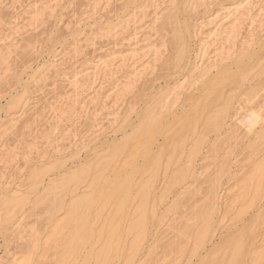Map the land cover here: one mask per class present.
I'll list each match as a JSON object with an SVG mask.
<instances>
[{"label":"rangeland","instance_id":"374dc122","mask_svg":"<svg viewBox=\"0 0 264 264\" xmlns=\"http://www.w3.org/2000/svg\"><path fill=\"white\" fill-rule=\"evenodd\" d=\"M14 1L16 0L0 1V126H3L1 127L3 130L0 129V162L2 163H0V177L3 176V178L1 177L3 181L0 180V198H3L0 199V263L85 264V262L88 261L87 258L89 257V261L86 264H96L93 254L95 253L96 249H98V245L95 244V248L92 247V244L88 246L89 242L86 245L84 244L85 246L81 248L82 250L78 251L79 255H76V257L79 258L78 259L74 256L72 257L67 255L65 250V243L63 240V237L66 236V233L69 232V229L64 226L65 220L62 221V219L64 218L63 215L66 211L65 206H67L70 203V200L75 198V196L77 197L81 195V192H84L86 182L80 183V186L79 184H72L71 182L67 185L69 186L68 190H65L66 187H61L62 189L64 188L65 192L67 191L66 193L64 192V194L62 193L63 191L61 190V188L57 186V184L59 183L56 184L58 188L53 189L54 191L52 189L46 191V188L48 186L51 187L52 185H55L53 184L54 181L57 182L58 179L60 180L63 174L65 175L72 172L74 173L83 165H86L87 163H93L92 160H95V157H97L98 155H108L112 151L111 147H114L117 143H119L123 135L130 132V128L133 127V125L135 126L138 124L139 120L142 118L141 115H143V113H146L145 111H148L150 109L149 106H152L153 101L158 98V94H161V92L162 94L166 93L168 89H172L173 86L178 83V80L180 82L183 81L184 78L186 79L187 76H190L188 71H190L189 69L191 66H189V64H191V61H193L192 57L194 55L193 51L195 48L194 45L196 44V39L192 38L191 36L187 38V44L189 43L188 49L190 53L188 60H190V63H188L189 61L187 60V64L179 62L177 61V59H175V54L179 50V48L177 47L179 46L174 41V28L180 29L181 25L187 22L189 23L187 24L190 25V28H194L195 25H197L198 21H203L202 18L205 16V12L207 13L211 11V14L218 13L221 17L223 16L222 14L224 12H228L226 10H229L228 13L232 14L233 11L239 9V11H236L239 13H233L234 15L232 14V17L228 15L229 18L226 17L227 19H225L224 17L227 14L224 13V15H226L220 18L221 20H226V22L225 20L222 21V25H226V27L227 25H230V22L232 21H234V24L239 25L240 34L237 35L236 40H234L235 47L227 45L226 42H220L218 44L221 45L222 48L221 46L216 44L210 50L213 55L210 54L209 57H211L212 59L215 55H220L219 53L221 52L225 54L228 51L227 49L231 47L232 49H230V51L233 53L235 52V54L229 53L228 56L232 54V57L228 58L227 55H224L226 56L224 57L221 53L220 56H223L222 58L229 60H223L224 62H221V64L223 65H220L219 63L217 64V66L224 67V64H231L230 68L231 70H233V63L234 61H237V59L239 58L238 56L245 51L247 45H245V42L247 41H251L252 44H248V46L250 45V49L249 47H247L246 49H248V51L250 50V52H252V50L254 52L256 51V55L252 58L251 62H248L246 65V70H248V72L245 71L246 73L244 77H240L236 80L238 88L231 83H227V86L225 85L224 88L222 87L223 97L228 99L230 98L229 104L233 106H230V110L228 109L226 111L227 114H224L225 116H223L222 120L219 121V124L216 128L213 129V131L211 127L204 131L202 129L203 125L206 121H209V117L212 113L215 114L220 110L223 102L218 101L210 104L209 107L205 110L206 112L204 111V115L202 114V122H200V124L197 126L198 131L196 130V134L197 132L198 134L196 136H193L194 142L197 139H200L201 141L198 142V146H196L197 151L195 155L192 156L191 159H187L188 156L186 154L188 153V148H191L189 142L190 140L193 142V138H190L189 142L187 143L188 146L185 144V156L180 155V158L182 160L179 158L180 160L172 163L173 161H175L173 159L171 164L167 166L168 168L166 169V172H164V168L160 169V171L158 172L159 177H157L154 186L151 189V193L154 192L155 194H153L156 197L165 192L164 187L167 183L166 177H170L176 171V169H186L190 171L189 174H186L183 177L180 176V178H178L179 181L177 179L176 183L174 185L172 184L169 189L166 190L165 188L167 192H165L162 197L163 201H165L160 202L159 205L157 204L158 206H156V216L150 219V221L148 220L146 224V230L148 232L146 231V235L140 244L141 250L140 252H137L134 262L132 263L222 264V256L223 258L225 254L226 257L228 256V253H225V250L226 252H228V250H224V248L228 245V241L230 240L229 238L235 237L236 234L240 233L241 228L242 230H244V227L246 225H253L257 221V218L262 217V221L259 220L258 223L259 227H261H257L250 232L252 238L249 236L247 240L244 239L247 242L245 241V252L243 251L244 258L241 259L240 264L241 262L242 264H252V262L249 263V261H252L257 256L258 257L256 259H258V261L255 259V261L257 262L255 264H264V199H262L260 202H255V205L249 207L247 205L250 202L249 200H251V193H249L250 195L246 193L245 196L244 194L241 196L240 192V189H242V187L244 188L243 184H248V181L245 178L248 179L247 176H251L252 173H254L255 169L253 168L255 166L257 167L259 163L262 164L261 160L264 157V145L262 146L261 143L257 144V142L256 145H254L253 143L249 144L250 141L248 140L253 141L252 138L255 137L253 134L249 137H244V139L243 137H241L240 139V131L235 132L234 135L230 133L231 136H229L230 134L227 135L229 130H234L233 128L235 124L233 115L234 113H236L238 105L241 107V104L243 105V103L247 100V98L245 97H247L246 94H248L249 90H255L257 86V88H259V86H261V83L264 82V50L263 48L258 49L257 46V42L260 41L257 39L261 38L262 40V38H264V20L262 17V15L264 14V0H206V3L208 2L209 6H201V8L197 7L198 9L196 8L194 10L195 12L192 11V7L190 8V6L187 4H191V0H189V2L188 0H159V4H157L156 8L154 6L152 8L149 7L150 4L148 5V0L147 2L146 0H136L137 2L135 3H133L132 0H103L97 6V8L93 10L94 12L90 11V0ZM12 3L14 7L12 6ZM145 5L147 6V8L145 7ZM188 6L189 10L187 8ZM42 7L44 8L42 9ZM48 9H51V11H48ZM171 9H173V13L174 11H176V13L180 11L176 14V20L178 19L177 22L176 20H174V22L173 20L169 19L170 14L171 16L173 14L172 11H170ZM25 11L28 14H26ZM40 13H44V15H41ZM180 13H182V15ZM127 20H132L135 22V24H133L134 26H131L132 29L130 28V30L125 31L118 26L119 28H116L117 34L115 33V37L114 35L111 37L109 34H107V30H105L106 23L108 24L110 22L116 24L117 22L118 24ZM10 23L14 26L9 25ZM190 28L189 30L192 33L193 29ZM250 35H253L255 37H253L252 39L250 38ZM133 37L134 39H132ZM222 37L223 36L221 35L220 38ZM221 43L224 44V49ZM238 50L240 52L239 55ZM240 50H243V52H241ZM73 51L79 52L74 53ZM131 51H135L137 54L134 53L135 58L133 57L131 59H128L130 57L129 55L132 54ZM54 55L55 59L52 60V57ZM236 57L238 58L236 59ZM98 59H103L102 61L108 60L109 62L112 59L111 65L113 69L111 68L110 70L111 65L109 66V70L111 71V73H107L108 68L107 71L104 68L107 76H109V74L110 76L107 77L106 75H104V77L102 76L104 72H101L102 75H98L96 77L98 79H96V81L94 82L95 84L93 83L92 85L94 89L92 88L90 89V91L86 89L87 87L85 88L87 91L85 90V93L81 97H84L82 100V104H84V106H75L76 109L74 107L73 111H71V113H66L65 116H60L59 112L57 111L56 114H58L53 115L55 111L53 112V110L49 109V107L51 108L55 106L58 109V107L62 104L63 107L61 106L60 111L62 109H65L68 104L66 103L68 101L67 95L70 96V91L68 90L70 88H65L66 85L64 86L63 82V85L60 84L61 81L59 80L63 78V76L71 77L73 73L82 72L87 69L90 70V67L92 70V66L95 64V62L99 61ZM134 60L137 61L135 65L133 63ZM242 60L245 61V63L247 62L246 59ZM4 61L6 62L3 63ZM52 61H55L54 65L56 68L60 67L57 68V74L53 73V69H49V71H45V73L38 76L40 78H38L39 83H35L36 85L34 83L31 84L28 78L30 77L32 72L38 68H41V66L43 67L44 64L45 66H47V63L49 65V63H52ZM108 61L107 65L110 64H108ZM178 64H180V67H178ZM183 64H186L185 66L187 67L182 66ZM121 65H123L124 67H121ZM132 65L137 69L133 68ZM181 66L185 67V69ZM117 67L120 70H118ZM255 67L258 68L254 69ZM132 69H135V72L137 70V72L135 73ZM89 70H87L88 73L91 71ZM143 71L146 73H144ZM138 72L141 74H137ZM214 72H216L215 69H212V71H210L209 74L211 75V77L215 76ZM58 75L60 76V78L58 77ZM42 79H45L44 82ZM104 79L107 81L105 82ZM123 82L126 83L123 85H126L127 87L121 85ZM187 82V88L185 87L186 90L184 89L183 91H181V95L178 96L179 102L177 98V100L175 101L177 105H173L170 109L172 113H170L169 115L164 114L161 117V120H168V123H173L172 120L176 119L177 116L179 117L180 114L178 113H180L183 105L184 107L182 110H185L191 105L189 102L193 104V102L196 101L200 92L197 91L199 90V86L196 84V88L192 89V86L188 85L191 82L190 79L189 81L187 80ZM189 86L191 87V89H188ZM22 90H26V92L28 93H26L27 96H24L25 99H22L19 106L15 103L19 107L18 110V107L16 108V105L13 104V102L18 99V96H20V94L23 92ZM189 95L190 99L188 98ZM191 95L192 98L195 99H192ZM15 97H17V99ZM153 98L154 100H152ZM172 99L174 100V98ZM170 100L171 99H169V101ZM231 100L233 101V103ZM257 100H255L256 102L254 101V105H258V102L260 103L259 106L263 105L260 102V98H257ZM25 103V107H27L25 108L24 115L17 119V122L15 121L16 124L12 123L7 125L6 122L10 118V116H18L20 114V111L24 108ZM55 107L54 109H56ZM231 107L233 109H231ZM263 108L264 107H262V109ZM49 110H51L50 113ZM171 114L173 115V117H176L171 118ZM52 116L56 118L53 119ZM57 117L59 118V120ZM61 119H63V121ZM60 120L62 122H60ZM126 120H130L129 124H132L130 125V128L129 125H125L124 122ZM2 121L3 123H1ZM54 123H58L60 125L56 126L57 124L55 125ZM210 124H213V122H211ZM10 125L15 126L12 128ZM117 126L119 127L117 128ZM123 126H125V128ZM49 127L57 128L56 130H54L55 132L53 131V133L52 128L50 129ZM262 128L263 131L264 121L262 124ZM42 130L44 131L42 132ZM64 131H70L69 137V133H66ZM59 132H64L65 135H63V137L65 138V136H67L68 138H66L68 140H64V138L61 136V133ZM72 133H74V136L72 135ZM55 134H57L56 137ZM92 134L94 135L93 137ZM199 134L201 136L203 135L204 138ZM34 135H36L37 137ZM44 136L45 138H48L49 136V138L45 141V138L43 140ZM59 136L61 137V139ZM236 136L239 139H237ZM31 137H35L34 139L36 140V145L32 141L33 139ZM72 137L75 138L73 139ZM54 139H56L57 142H55ZM103 142H105V144ZM157 142L161 143V138H157L156 141V145H159L157 144ZM192 142L191 144L194 143ZM107 147L111 151H109ZM61 150L63 151L61 152ZM258 151H260L261 154L260 152L258 154ZM254 154L256 155L254 156ZM55 159L59 160L60 162L57 163ZM165 160L166 159L164 158L162 167L165 166L164 163L166 164ZM50 161L52 162V164ZM61 163L63 165H61L59 169L57 165H60ZM43 164L44 168H41L43 167ZM55 164L57 165L55 166ZM37 167L39 169H37ZM35 169L37 170V172L40 170L39 173H44L45 175L40 174L36 178H34L33 172L36 171ZM46 170H48V173H46ZM249 170H252V172ZM170 171H173L171 172L172 174L170 173ZM248 171L251 172L250 175ZM107 173V176H110L111 172ZM74 184L78 186L76 187ZM19 185H21L22 188L19 187ZM73 185L76 187L75 189ZM13 186H16V189ZM17 187H19L20 189ZM35 187L36 191L33 190L32 192V190H28L32 188L35 189ZM154 188H156V190ZM153 189L154 191H152ZM44 190L45 192L43 193ZM15 192H17L18 194ZM19 192H21L22 194L24 193V196L22 195V197L24 198L26 196L25 200L29 198L26 200L27 202H24V205L14 207L13 205H11V207L10 205L8 207L3 206L4 202H2V200L8 201V199L13 197V194L14 197H17V195L21 196V193L19 194ZM64 195L67 197H65ZM246 195H249V197H247V199L249 198L248 200L246 199ZM12 199L13 198H11V200ZM51 199H53L54 201ZM151 199H149L150 202ZM51 201L53 203L55 201L56 203L60 201L62 203L60 206L63 208V210L58 207L59 205L57 206L58 208L51 209L50 207H52L53 205ZM244 206H247L248 208ZM9 207L10 209L8 210ZM242 207H244V211L242 210ZM239 208L242 210L241 212ZM48 210H50L51 212ZM101 212L103 215L107 213L106 209L101 210ZM253 214L255 215L254 221L250 218L252 216V219H254ZM7 215H12V223L10 222V224L3 222V219L6 218ZM160 215L162 216L161 220L159 218ZM236 215L238 217H236ZM205 218H207V220L210 222L208 223V227L210 228V226L212 225L211 229L205 227L208 232L202 229L203 224L205 225ZM15 221L18 224L15 223ZM148 223L152 227H150ZM96 226L98 227V225ZM200 226L202 227L199 229ZM198 229L200 231L203 230V232L201 231V233H198ZM234 231H236V233ZM5 237L8 239H6ZM199 238H202L204 242L199 243L202 241ZM127 240L130 241L131 237H128ZM90 246L92 247L93 251L95 250L94 252L90 249ZM85 249L88 250L86 251ZM247 252L249 255L247 254ZM222 253H224V255H222ZM90 254L92 255V257ZM84 256L86 257L85 260L82 259V257L84 258ZM121 261L122 264H124L123 259H121L120 262L116 261L114 264H121Z\"/></svg>","mask_w":264,"mask_h":264},{"label":"bare ground","instance_id":"6f19581e","mask_svg":"<svg viewBox=\"0 0 264 264\" xmlns=\"http://www.w3.org/2000/svg\"><path fill=\"white\" fill-rule=\"evenodd\" d=\"M1 1V0H0ZM103 0H90L89 2H91V5L90 8H91V12H94L93 10H95L97 8V6L102 2ZM159 0H148V5L150 4L149 7H155L157 6ZM191 1H194V0H191ZM191 4L187 3L190 8L192 7V11H194L197 7L198 8H201V6H209V3L207 2L206 3V0H196L194 2H191ZM14 2H17L14 1ZM133 3L137 2L136 0H132ZM147 2V0H146ZM189 2V0H188ZM262 2V1H260ZM259 2V3H260ZM19 3V2H18ZM132 3V4H133ZM17 4V3H16ZM145 4V3H144ZM164 4V3H163ZM182 4V3H181ZM250 4V3H249ZM35 5V4H34ZM38 5V4H37ZM234 5V4H233ZM12 6H13V3H12ZM143 6V5H142ZM189 6L187 7L188 10H189ZM14 7V6H13ZM145 7L147 8V6L145 5ZM144 7V8H145ZM181 7V6H180ZM184 7V6H183ZM211 7V6H210ZM229 7V6H228ZM232 7V6H231ZM246 7V6H244ZM252 7V6H251ZM33 8V7H32ZM36 8V7H35ZM44 7H42L43 9ZM50 8V7H48ZM186 8V9H187ZM197 8V9H198ZM14 9V8H13ZM178 9V8H177ZM15 10V9H14ZM37 10V9H36ZM173 9H171L170 11H172ZM210 10V9H209ZM12 11V10H11ZM35 11V10H34ZM48 11H51V9ZM182 11V10H181ZM222 11V10H220ZM229 12V10H226ZM236 11H239V9H237ZM236 11H233V13H239V12H236ZM251 11V10H250ZM38 12V11H37ZM35 12V13H37ZM40 12V11H39ZM46 12V11H44ZM180 12V11H178ZM177 12V13H178ZM189 12V11H187ZM195 12V11H194ZM211 11L209 12H205V16L202 18L203 21L201 22H197V25H195L194 28H190V25H188L187 23H183L180 27V29H176L174 28L173 30V36H174V41L176 42V44H178L179 47V50L176 52V58L177 61L179 62H183V63H186L187 64V61H189L188 63H190V60L189 59V43L187 44V38L189 36H191L192 38L196 39V44L194 45L195 48H194V51H193V61H191V64H189L190 71L189 72V77L185 76L186 79L184 78L183 81H180L179 80L177 81L178 83L175 84V86H173L172 89H168V91H166V93H163L161 92V94H158V98L156 100H154V98L152 100L153 101V104L152 106L150 105V109L148 111H145L146 113H143V115H141V119L139 120L138 124L137 125H133V127L130 128V125L132 124H129L130 120L129 121H125V125H129V128H130V132L127 133V134H124L122 139L120 140L119 143H117L114 147H111L112 151L109 150V148L107 147V149L109 151H111L108 155H98L96 154L97 157H95V160H92L93 163H87L86 165H83L82 167H80L76 172H72V173H68V174H63V176H61V179L57 182L54 181L53 184L55 185H52L51 187L50 186H46V191L47 190H50V189H57L58 187L61 188V187H66L65 190L67 189L68 190V187L67 186L69 183L72 182L75 183V184H79L80 186V183H84L86 182V187L84 189V192H81V195L79 196H75V198H73L72 200H70V203L65 206L66 207V211L64 213V218L62 216V221L65 220L64 222V226L66 228L69 229V232L66 233L63 238L64 240V243H65V250H66V253L67 255L69 256H74L76 257V255L78 254V251L82 250L81 248H83L86 244H88V246L90 244H92L93 246L92 247H95L96 245H98V249H96L95 253L93 254L94 256V261L96 262V264H114L116 261L120 262L121 259H123V263L124 264H134L132 262H134V259H135V256L137 254V252H140V244L141 242L143 241L145 235H146V224L148 222V220L150 221V219L154 218L156 216V206L159 205L160 202L163 201V194H165V192H167L166 190L169 189V187H171V185L175 184L177 179L181 177H183L184 175L186 174H189L190 171L189 170H184V169H176V171L172 174L171 172L173 171H170V173L172 174L170 177H166L167 178V183L165 184V187H164V193L161 194L160 196L156 197L154 194V192L151 193V189L152 187L154 186V183L157 179L158 176V172L160 171V169H163L164 168V172H166V169L168 168L167 166L171 164L172 160L174 159L175 161H173L172 163L174 162H177L178 160H180V155H184L185 156V153H184V148H185V144L187 145V143L189 142L190 138H193V136L197 135L196 134V130H197V126L200 124L201 119H202V114L204 113V111L209 107L210 104L212 103H215V102H218V101H222L223 102V105L222 107H220V110L217 111V113H212L209 117V121H206L203 125V130H207L209 127L212 128V131L214 128L217 127V125L219 124V121L222 120L223 116H225L224 114L226 113V111L230 108V106H233V105H230V98H224L223 95H222V87L224 88V86L226 85L227 86V83H231L233 84L234 86H236L238 88V84L236 83V80L239 79L240 77L243 78L244 75H245V71L248 72V70H246V65L248 62H251L252 58L255 57L256 55V51L254 52L252 50V52H250V50L248 51V49H246L247 47H249L250 49V45L252 44L251 41H247L245 42V45H246V48H245V51L243 52V50L241 52L240 55H239V50H238V57H236L237 61H234L233 65H234V69L231 70L230 68V65H227V64H224L225 66H229V67H223V66H220L218 67L217 64L220 63V65H223L221 64V62L223 60H229V59H224L222 58L224 55H227V57H232L229 53H233L230 51V49H232L231 47H229V49H227L228 51L224 54L223 52H221L223 54V56H220L221 53H219L220 55L218 56H214L212 59L211 57H209L210 54L213 55V53L210 52L211 48L214 47L216 44L222 42H226L227 45H231L232 47L234 46L235 47V41L236 40V37L237 35L240 34V27L239 25H236L234 24V21L230 22V25H222V21H224L225 19L229 18L228 15H230V17H232L233 15L228 13V12H224L226 13L224 15V13L222 14L223 16L221 17H224L225 19L224 20H221L220 16L218 13H213L211 14L210 13ZM26 13V11H25ZM50 13V12H48ZM171 13V12H169ZM168 13V14H169ZM173 13V11H172ZM176 11H174V13L170 14L169 16V19L170 20H176ZM28 14V13H26ZM41 15L44 13H40ZM159 14V13H158ZM182 15V13H180ZM204 14V13H203ZM36 15V14H35ZM39 15V14H38ZM32 16V15H31ZM123 16V15H122ZM203 16V15H202ZM236 16V15H235ZM36 17V16H35ZM141 17V16H140ZM179 17V16H178ZM177 17V18H178ZM188 17V16H187ZM191 17V16H190ZM227 17V18H226ZM263 17V20H264V14L262 15ZM33 18V17H32ZM37 18V17H36ZM159 18V17H158ZM168 18V17H167ZM165 18V19H167ZM184 18V17H183ZM168 19V20H169ZM186 19V18H185ZM223 19V18H222ZM234 19V18H232ZM236 19V18H235ZM87 20V19H85ZM169 20V21H170ZM178 20V19H177ZM176 20V22H177ZM187 21V20H186ZM242 21V20H241ZM109 22V21H108ZM134 21L132 20H127V21H123L122 23H118L116 22V24H113V23H106L105 25V30H107V34H109L111 37L114 35L117 34L116 33V28L118 29L119 27L125 31H128L130 30L131 26L134 23H132ZM175 22V21H174ZM185 22V20H184ZM226 22V20H225ZM262 22V21H261ZM96 24V23H95ZM9 25H13V24H9ZM150 25V24H149ZM174 25V24H173ZM14 26V25H13ZM11 26V27H13ZM17 26V25H16ZM119 26V27H118ZM134 26V25H133ZM132 26V27H133ZM175 26V25H174ZM179 26V24H178ZM103 27V26H102ZM173 28V27H172ZM190 29H193L192 33L190 32ZM132 29V28H131ZM82 31V30H81ZM121 31V30H120ZM264 31V30H263ZM239 32V33H238ZM262 32V31H261ZM260 32V33H261ZM116 33V34H115ZM121 34V33H120ZM137 34V33H136ZM249 34V33H248ZM253 34V33H252ZM223 36L222 38H220V36ZM264 35V34H263ZM253 37L255 36H251L250 35V38L253 39ZM262 37V36H261ZM173 38V37H172ZM258 38V37H257ZM134 39V37L132 38ZM138 39V38H137ZM190 40V38H189ZM192 40V39H191ZM250 40V39H249ZM257 40H260L259 42H257V46H258V49H262L264 50V38H258ZM30 41V40H29ZM131 41V40H130ZM230 43H229V42ZM137 42V41H136ZM174 42V43H175ZM195 42V41H194ZM193 42V43H194ZM254 42V41H253ZM192 43V44H193ZM221 43V44H222ZM237 43V42H236ZM116 44V43H115ZM175 44V45H176ZM191 44V43H190ZM248 44H250L248 46ZM256 44V43H255ZM147 45V44H146ZM174 45V44H173ZM219 45V44H218ZM223 45V49H224V44ZM226 45V44H225ZM12 46V45H11ZM74 46V45H73ZM221 46V45H219ZM33 47V46H32ZM70 47V46H69ZM75 47V46H74ZM136 47V46H135ZM175 47V46H174ZM254 47V46H253ZM9 48V47H8ZM80 48V47H79ZM222 48V46H221ZM64 49V48H63ZM175 49V48H174ZM215 49V48H214ZM222 49V51H223ZM65 50V49H64ZM79 50V49H77ZM141 50V49H140ZM217 50V49H215ZM214 50V51H215ZM136 51V50H135ZM132 52V54H137L136 52ZM138 51V50H137ZM142 51V50H141ZM218 51V50H217ZM230 51V52H229ZM236 51V50H235ZM74 53H77L79 51H73ZM191 52V51H190ZM65 53V52H64ZM139 53V52H138ZM192 53V52H191ZM215 53V52H214ZM131 54V53H130ZM129 55L130 57L128 59H131V58H135V54L134 55ZM235 54V52L233 53ZM64 55V54H63ZM67 55V54H66ZM76 55V54H75ZM78 55V54H77ZM171 55V54H170ZM237 55V53H236ZM69 56V55H68ZM109 56V55H108ZM244 57V58H241V57ZM67 57V56H65ZM70 57V56H69ZM175 57V56H174ZM226 57V56H224ZM64 58V56H63ZM55 59V55L52 57V60ZM71 59V58H70ZM242 59H246V63L245 61H243ZM8 60V59H6ZM59 60V59H58ZM69 60V59H68ZM67 60V61H68ZM99 61L98 62H95V64L92 66V70H91V67H90V72L88 73L87 70H84L82 72H78V73H73V75L71 77H66V76H63V78H61L59 81L60 84H62V82L64 83V86L66 85L65 88H70L68 89L70 91V96L67 95V99L68 101L66 103L67 104V107L65 109H62L60 111V108L62 106V104L58 107H54L56 109H54V107H49V109L53 110V115L56 114V111L59 112L60 116L64 115L66 113H71V111H73L74 107L75 106H80V105H83L82 104V100L83 98L82 95L85 93V90H90L93 88V83L96 81V78L98 75H102L101 72L103 73L102 76L106 75L107 76V73L110 72L111 73V68H112V59L111 61L109 62L108 60V64L107 65V61H102L103 59H98ZM187 60V61H186ZM62 61V60H61ZM97 61V60H96ZM175 61V60H173ZM6 61H4L3 63H5ZM75 62V61H74ZM129 62V61H128ZM137 61L134 60V65L136 64ZM224 62V61H223ZM253 62V61H252ZM2 63V64H3ZM55 61H52V63H48L46 64L47 66H44L41 68H38L36 69L35 71L32 72V74L30 75V77L28 78L29 82L32 84V83H39V77L41 74L45 73V71H49V69H53V73H56L57 74V71L58 69L57 68H60V67H55L54 65ZM87 63V62H86ZM94 63V62H93ZM132 63V62H131ZM185 64V65H186ZM259 64V63H258ZM59 65V64H57ZM91 65V63H90ZM111 65L110 67V70H109V66ZM176 65H177V62H176ZM184 64L182 66H185ZM232 65V67H233ZM257 65V64H256ZM62 66V65H60ZM123 65H121L122 67ZM133 66V65H132ZM181 66V67H182ZM188 66V67H189ZM89 67V66H88ZM120 67V66H119ZM120 67V68H121ZM124 67V66H123ZM178 67H180V64H178ZM187 67V66H185ZM185 67H182L185 69ZM104 68L106 69L107 71V68H108V71L107 73L104 71ZM133 68H135L133 66ZM149 68V67H148ZM174 68H175V65H174ZM181 68V69H182ZM230 68V69H229ZM258 68V67H257ZM256 67L254 69H257ZM262 68V67H261ZM113 69V68H112ZM118 69V67H117ZM137 69V68H135ZM134 69V70H135ZM212 69H215L216 72L215 73V76H212L209 74L210 71H212ZM253 69V70H254ZM120 70V69H118ZM133 70V69H132ZM133 70V71H134ZM145 70V69H144ZM31 71V70H30ZM150 71V69H149ZM185 71V70H184ZM252 71V70H251ZM260 71V70H259ZM258 71V72H259ZM264 71V70H263ZM84 72V73H83ZM118 72V71H117ZM135 72V71H134ZM137 72V70H136ZM135 72V73H136ZM142 72V71H141ZM144 72V71H143ZM175 72V71H174ZM181 72V70H180ZM187 72V73H188ZM146 73V72H144ZM255 73V72H254ZM262 73V72H261ZM260 73V74H261ZM115 74V72H114ZM134 74V73H133ZM132 74V75H133ZM137 74H141V73H137ZM249 74V73H248ZM257 74V73H256ZM70 75V74H69ZM113 75V73H112ZM136 75V74H135ZM145 75V74H143ZM174 75V74H173ZM184 75V74H183ZM247 75V74H246ZM262 75V74H261ZM44 76V75H43ZM110 76V74H109ZM107 76V77H109ZM177 76V75H176ZM248 76V75H247ZM264 76V75H263ZM47 77V76H46ZM49 77V76H48ZM58 77L60 78V76L58 75ZM105 77V76H104ZM125 77V76H124ZM246 77V76H245ZM39 78V79H38ZM123 78V77H122ZM133 78V77H132ZM137 78H140V77H137ZM183 78V77H182ZM107 79V78H105ZM104 79V80H105ZM130 79V78H129ZM135 79V77H134ZM175 79V78H174ZM190 79V86H192V89L193 88H196L195 86H199V90L197 91H200L199 94H198V97L196 99V101L193 102V104L191 102H189L190 106L188 108H184L185 110H182L181 109V106H180V114L179 117L175 116L176 119H170L173 121V123H168V120H164L163 119L161 120V117L165 114L169 115L170 113H172V111L170 110L171 107L173 105H177L176 104V100L178 98L181 91H183L185 89V87L187 88V80L189 81ZM252 79V78H251ZM254 79V78H253ZM43 82L45 79H42ZM128 80V78H127ZM176 80V79H175ZM174 80V81H175ZM58 81V80H57ZM107 80H105L106 82ZM130 81V80H129ZM19 82V81H18ZM126 82V81H125ZM128 82V81H127ZM135 82V81H134ZM258 82V81H257ZM256 82V83H257ZM260 82V81H259ZM26 83V82H25ZM103 83V82H102ZM101 83V84H102ZM119 83V81H118ZM117 83V84H118ZM138 83V82H137ZM149 83V82H148ZM189 83V82H187ZM95 84V83H94ZM100 84V85H101ZM123 84H126V83H122L121 85ZM135 84V83H134ZM168 84V83H167ZM186 84V85H185ZM197 84V85H196ZM16 85V83H15ZM19 85V83H18ZM36 85V84H35ZM63 85V84H62ZM240 85V84H239ZM4 86V85H3ZM61 86V85H60ZM124 87L126 85H123ZM166 86V85H165ZM189 86L188 89H191V87ZM52 87V86H51ZM54 87V85H53ZM87 87V88H86ZM95 87V86H94ZM122 87V86H121ZM127 87V86H126ZM130 87V86H129ZM258 87V86H257ZM255 90L251 89L252 91H248V94L247 97V100L243 103V105L241 104V107L238 105V108L236 110V113H234L233 117H234V130H229L228 134L229 135L230 133H232V135L235 134V132L237 131H240V139L241 137H249L251 136L252 134L255 136L252 140H248L250 141L249 144H254L256 145V142L257 144L258 143H261V145L263 146L264 145V130L262 131V124H263V121H264V116H263V109L262 107H264V82L261 83V86H259V88H257ZM31 88V87H30ZM34 88V87H33ZM86 88V89H85ZM100 88V87H99ZM117 88V87H116ZM115 88V89H116ZM94 89V88H93ZM122 89V88H121ZM198 89V88H197ZM86 90V91H87ZM186 90V89H185ZM195 90V89H194ZM23 91V90H22ZM20 91V92H22ZM51 91V90H50ZM68 91V92H69ZM91 91V90H90ZM97 91V90H96ZM125 91V89H124ZM190 91V90H189ZM193 91V90H191ZM235 91V90H234ZM55 92V91H54ZM53 92V93H54ZM120 92V91H119ZM246 92V91H245ZM17 93V92H16ZM26 90H24L20 96H18V99L17 97H15L17 100H15L13 102V104H19L21 103L22 99H25L24 96L26 95ZM91 93V92H90ZM186 93V92H185ZM67 94V93H66ZM194 94V93H193ZM93 95V94H92ZM27 96V95H26ZM10 97V96H9ZM157 97V96H156ZM196 97V96H195ZM239 97V96H238ZM249 97V98H248ZM12 98V96H11ZM174 98V100L172 99ZM176 98V99H175ZM190 99V95L188 97ZM191 98H192V95H191ZM257 98L261 99L260 102L263 104V105H260L259 106V102H258V105H254V101L257 100ZM60 99V98H59ZM169 99H171L169 101ZM192 99H195V98H192ZM191 99V100H192ZM242 99V98H241ZM10 100V99H9ZM151 100V99H150ZM17 101V102H16ZM29 101V100H28ZM193 101V100H192ZM232 101V100H231ZM234 101V99H233ZM232 101V103H233ZM258 101V100H257ZM8 102V101H7ZM26 102V101H25ZM93 102V101H92ZM178 102H179V98H178ZM177 102V103H178ZM182 102V101H181ZM256 102V101H255ZM12 103V101H11ZM28 103V102H27ZM55 103V102H54ZM175 103V104H174ZM15 104V105H16ZM59 104V103H58ZM188 104V103H187ZM11 105V104H10ZM26 103L24 104V108L20 111V114L16 117H11L7 120L6 124H14L15 121L17 119H19L20 117H22L24 115V111H25V107ZM16 105V108L18 107ZM50 106V105H49ZM217 106V105H216ZM15 107V106H14ZM32 107V106H31ZM36 107V106H35ZM63 107V106H62ZM13 108V106H12ZM15 108V109H16ZM68 108V109H67ZM21 109V108H20ZM76 109V107H75ZM83 109V108H82ZM86 109V108H85ZM176 109V108H175ZM179 109V110H180ZM231 109H233L231 107ZM1 110V109H0ZM14 110V108H13ZM18 110H19V107H18ZM27 110V109H26ZM51 110H49V113L51 112ZM230 110V109H229ZM29 111V110H28ZM88 111V110H87ZM232 111V110H231ZM262 111V112H261ZM83 112V111H82ZM137 112V111H136ZM144 112V111H143ZM177 112V111H176ZM206 112V111H205ZM174 113V111H173ZM208 113V112H207ZM263 113V114H262ZM58 114V113H57ZM56 114V115H57ZM80 114V113H79ZM140 114V113H139ZM227 114V113H226ZM33 115V114H32ZM172 115V114H171ZM176 115V114H175ZM204 115V114H203ZM29 116V115H28ZM59 116V117H60ZM81 116V115H79ZM140 116V115H138ZM137 116V117H138ZM6 117V116H5ZM53 117V116H52ZM51 117V118H52ZM165 117V116H164ZM173 117V115L171 116V118ZM173 117V118H175ZM207 117V116H206ZM4 118V117H3ZM56 118V117H55ZM53 117V119H55ZM58 118V117H57ZM61 118V117H60ZM81 118V117H79ZM83 118V117H82ZM168 118V117H167ZM64 119V117H63ZM63 119H61L63 121ZM49 120V119H48ZM59 120V118H58ZM60 120V122H62ZM81 120V119H80ZM79 120V121H80ZM27 121H28V118H27ZM26 121V122H27ZM52 121V120H51ZM54 121V120H53ZM57 121V120H56ZM17 122V121H16ZM47 122V121H46ZM50 122V121H49ZM58 122V123H60ZM72 122V121H71ZM74 122V121H73ZM211 122H213V124H210ZM3 123V121L1 122ZM58 123H54L56 126L60 125ZM16 124V123H15ZM77 124V122H76ZM121 124V123H120ZM48 125V124H47ZM75 125V124H74ZM12 128L15 126V125H10ZM50 126V124H49ZM223 126V125H222ZM232 126V125H231ZM1 127L3 126H0V129H2ZM47 127V126H45ZM119 126H117L118 128ZM125 128V126H123ZM11 128V129H12ZM36 128V127H35ZM50 128V127H49ZM52 128V127H51ZM50 128V129H51ZM57 127H54L52 128V132L54 130H56ZM73 128V127H72ZM71 128V129H72ZM77 128V127H76ZM94 128V126H93ZM259 128V129H257ZM10 129V130H11ZM43 129V128H42ZM45 129V128H44ZM75 129V128H74ZM99 129V128H98ZM3 130V129H2ZM77 130V129H76ZM75 130V131H76ZM116 130V129H115ZM118 130V129H117ZM260 130V131H259ZM44 130H42L43 132ZM46 131V130H45ZM71 131V130H70ZM70 131H64V132H68V137L70 135ZM114 131V130H113ZM198 131V130H197ZM39 132V131H38ZM55 132V131H54ZM53 132V133H54ZM62 132V133H64ZM74 132V131H73ZM258 132V133H256ZM1 133V132H0ZM52 133V134H53ZM58 133V132H57ZM61 133V132H59ZM61 133V136L63 137L64 134ZM78 133V132H77ZM201 133H202V130H201ZM200 133V134H201ZM48 134V133H46ZM74 133H72L73 135ZM97 134V132H96ZM199 134V135H200ZM239 134V133H238ZM237 134V136H238ZM1 135V134H0ZM41 135V134H39ZM38 135V136H39ZM44 135V134H43ZM50 135V133H49ZM57 134H55V137H56ZM60 135V134H59ZM71 135V136H72ZM198 135V136H199ZM205 135V133H204ZM30 136V135H29ZM36 136V135H34ZM54 136V135H53ZM74 136V135H73ZM94 135L92 134V137ZM201 136V135H200ZM231 136V134L229 135ZM236 136V137H237ZM37 137V136H36ZM42 137V136H41ZM60 137V136H59ZM67 136H65L64 140L67 139L66 138ZM203 137V135L201 136ZM200 137V138H201ZM23 138V137H22ZM33 140V142L35 143L36 140L34 139L35 137H31ZM45 136L43 137V140H44ZM49 138V136H48ZM47 137L45 138V141L48 139ZM51 138V137H50ZM73 138V137H72ZM75 138V137H74ZM73 138V139H74ZM157 138H161V143L157 142V144L159 145H156V141H157ZM204 138V137H203ZM251 138V137H250ZM36 139H39V138H36ZM61 139V137H60ZM58 139V140H60ZM115 139V138H114ZM196 139V137H195ZM237 139H239L237 137ZM55 142L56 139H54ZM68 140V139H67ZM72 140V139H71ZM98 140V139H97ZM117 140V139H116ZM203 140V139H202ZM40 141V140H38ZM63 141V140H62ZM70 141V139H69ZM77 141V140H76ZM54 142V143H55ZM67 142V141H66ZM92 142V141H91ZM116 142V141H115ZM191 140H190V145H191V148H188V153L186 154L188 157L187 159H191L192 156L195 155L196 151H197V147L198 146V142H201L200 139H197L195 142H194V138H193V144H191ZM203 142V141H202ZM49 143V142H48ZM62 143V142H61ZM105 144V142H103ZM97 144V143H96ZM248 144V145H249ZM36 145V143H35ZM260 145V144H259ZM260 145V146H261ZM57 146V145H56ZM72 146V145H71ZM113 146V145H111ZM188 146V145H187ZM35 147V146H34ZM258 147V146H257ZM264 147V146H263ZM96 148V147H95ZM54 149V148H52ZM190 149V150H189ZM264 149V148H263ZM47 150V149H46ZM49 150V149H48ZM187 150V149H186ZM63 150H61L62 152ZM57 152V151H56ZM107 152V151H106ZM186 152V151H185ZM255 152V151H254ZM260 151H258L257 153L259 154ZM264 152V151H263ZM50 153V152H49ZM60 153V152H59ZM78 153V152H77ZM101 153V152H99ZM98 153V154H99ZM46 154V153H45ZM261 154V152H260ZM198 155V154H197ZM256 154H254L255 156ZM3 156V155H2ZM51 156V155H50ZM93 156V154H92ZM200 156V155H199ZM56 157V156H55ZM53 158V157H51ZM66 158V157H65ZM69 158V157H68ZM67 158V159H68ZM72 158V157H71ZM89 158V157H88ZM166 159V164L164 163L165 166L162 167V163H163V159ZM178 158V159H177ZM180 158V159H179ZM87 159V158H86ZM252 159V158H251ZM254 159V158H253ZM262 159V158H260ZM56 160V159H55ZM75 160V158H74ZM79 160V159H78ZM182 160V159H181ZM255 160V159H254ZM264 157L263 159L261 160V163L260 164L259 162V165L256 167H254L253 169L254 170V173H252L251 176H246L248 177L245 178L247 181L248 184H243L244 188L242 187V189H240L241 191V196L246 193H251V200H249V204L247 206L249 207H252L253 205H255L257 202H260L262 199H264ZM2 161V160H1ZM5 161V160H4ZM27 161V160H26ZM259 161V160H258ZM51 162V161H50ZM57 163H59L60 161L59 160H56ZM55 162V163H56ZM86 162V161H84ZM188 162V161H187ZM1 163V162H0ZM54 163V162H53ZM63 163V162H62ZM55 164V166L57 165V167L60 169L61 165L63 164ZM79 163V162H78ZM83 163V162H82ZM2 164V163H1ZM52 164V162H51ZM178 164V163H177ZM180 164V163H179ZM186 164V163H185ZM79 165V164H78ZM92 165V166H91ZM49 166V165H48ZM54 166V165H53ZM66 166V165H65ZM81 166V165H80ZM180 166V165H179ZM39 167V166H38ZM37 167V169H39ZM50 167V166H49ZM162 167V168H161ZM41 168H44V164H43V167ZM54 168V167H53ZM182 168V167H180ZM185 168V167H184ZM47 169V168H46ZM55 169V168H54ZM63 169V168H61ZM34 170V169H33ZM36 170V169H35ZM40 171V170H39ZM39 171L37 172V170L35 172H33V176L34 178H36L38 175H42L44 173H39ZM48 173V170H46ZM49 171H50V168H49ZM57 171V170H55ZM252 172V170H249ZM249 175L251 174V172H249ZM45 172V171H43ZM107 172H111L110 176L108 175L107 176ZM162 172V171H161ZM247 173V172H246ZM1 174V173H0ZM60 174V173H59ZM4 175V174H3ZM45 175V174H44ZM165 175V174H164ZM32 176V175H31ZM32 176V177H33ZM192 176V174H191ZM3 178V176H1ZM0 177V178H1ZM6 177V176H5ZM41 177V176H40ZM186 177V176H185ZM2 178L0 180H2ZM20 178V177H19ZM49 178V177H48ZM60 178V177H59ZM164 179V178H163ZM185 179V178H184ZM42 180V179H40ZM3 181V180H2ZM166 181V180H165ZM179 181V179H178ZM245 181V180H243ZM242 181V182H243ZM1 183V182H0ZM37 183V182H36ZM59 183V184H57ZM7 184V183H6ZM57 184V186H56ZM74 184V185H75ZM9 185V184H8ZM11 185V184H10ZM73 185V186H74ZM82 185V184H81ZM18 186V185H17ZM33 186V185H32ZM31 186V187H32ZM76 187L78 185H75ZM74 186V189L76 188ZM14 187V186H13ZM12 187V188H13ZM16 187V186H15ZM14 187V188H15ZM19 187H21V185H19ZM17 187V188H19ZM11 188V187H10ZM22 188V187H21ZM79 188V187H78ZM166 188V190H165ZM2 189V188H1ZM16 189V188H15ZM20 189V188H19ZM156 190V188H154ZM154 189L152 191H154ZM28 190H35L36 191V187L35 189L32 188V189H28ZM61 190L63 191H60L64 194L65 190L64 188ZM73 190V189H72ZM70 190V191H72ZM1 191V190H0ZM9 191V190H8ZM24 191V190H23ZM34 191V193H35ZM54 191V190H53ZM77 191V190H75ZM79 191V190H78ZM169 191V190H168ZM13 192V191H12ZM10 192V193H12ZM26 192V190H25ZM40 192V191H39ZM38 192V193H39ZM45 192V190L43 191V193ZM67 192V191H66ZM65 192V193H66ZM74 192V191H73ZM17 193V192H15ZM21 192H19L20 194ZM59 193V192H58ZM72 193V192H71ZM69 193V194H71ZM154 193V194H153ZM161 193V192H160ZM2 194V193H1ZM18 194V193H17ZM33 194V193H32ZM37 194V193H36ZM57 194V193H56ZM60 194V193H59ZM151 194H152V197H151ZM22 195L24 196V193L22 194L21 193V196L20 195H17V197H14V194H13V198L11 200L8 199V201H3V206H6L8 207L10 205H13L14 206H19V205H24V202L29 199L27 198L25 200V197L23 198ZM26 195V194H25ZM250 195V194H249ZM249 195L247 196L246 195V199L247 197H249ZM4 196V195H3ZM10 196V195H9ZM12 196V194H11ZM20 196V197H18ZM40 196V195H39ZM54 196V195H52ZM63 196V195H62ZM65 196V195H64ZM67 197V196H65ZM70 197V195H69ZM6 198V197H4ZM9 198V197H8ZM32 198V197H31ZM38 198V197H37ZM44 198V197H43ZM60 198V197H59ZM152 198V199H151ZM244 198V197H243ZM0 199H3V198H0ZM57 199V198H56ZM55 199V200H56ZM149 199H151V202L149 201ZM245 199V200H246ZM249 199V198H248ZM247 199V200H248ZM53 200V199H51ZM243 200V199H242ZM246 200V201H247ZM54 201V200H53ZM61 201V200H60ZM58 201L56 203V201L53 203L52 207H50L51 209H55V208H58L60 207L62 210L63 208L60 206L62 203ZM66 201V200H65ZM165 201V200H164ZM163 201V202H164ZM1 202V203H2ZM27 202V201H26ZM150 202V203H149ZM256 202V203H255ZM13 203V204H12ZM51 203V204H52ZM246 203V202H244ZM50 204V205H51ZM64 204V203H63ZM158 204V205H157ZM235 204V202H234ZM233 204V205H234ZM241 204H242V201H241ZM240 204V205H241ZM261 204V203H260ZM2 205V204H1ZM49 205V204H48ZM59 205V206H58ZM26 206V205H25ZM54 206V207H53ZM58 206V207H57ZM247 206H244V207H247ZM5 207V208H6ZM10 207L8 208V210L10 209ZM242 207V210L243 208ZM255 207V206H254ZM48 208V207H47ZM234 208V207H233ZM241 208V207H240ZM239 208V209H240ZM248 208V207H247ZM49 209V208H48ZM103 209H106V214L103 215L101 210ZM158 209V208H157ZM240 209V212L242 211ZM246 210V209H245ZM50 211V210H48ZM60 211V210H59ZM244 211V210H243ZM2 212V211H1ZM16 212V211H15ZM51 212V211H50ZM256 213V211H255ZM254 213V214H255ZM17 214V213H16ZM236 214V213H235ZM243 214V213H242ZM253 214V215H254ZM260 214V212H259ZM162 215V214H161ZM160 215V220H161V216ZM249 215V214H248ZM263 215V214H262ZM251 216V215H250ZM249 216V217H250ZM257 216V215H256ZM24 217V215H23ZM200 217V216H199ZM236 217H238L236 215ZM245 217V216H244ZM1 218V217H0ZM251 220H255V215H254V219H252V216L250 217ZM262 218V217H261ZM260 217L257 218L256 222L253 224V225H246L244 227V230H240V233L236 234L235 237L234 234H233V238H229L230 240L228 241V245L225 246L224 250L227 249L228 252H226L225 250V253H228V256L226 257L224 255V253H222V255H224V258L222 256L221 258V262L222 264H240V261L241 259H243V251L245 252V248L246 247V243L245 241L247 240V238H249V236L251 237L250 235V232L255 229V228H260L258 223H259V220L262 221ZM12 220V215H7L6 218L3 219V222H6L8 224H10ZM61 220V219H60ZM159 220V219H158ZM157 220V221H158ZM18 221V220H17ZM205 225L203 224V227L200 226L199 229L202 227V229L206 232H208V230L205 229V227L207 228L209 225L208 223H210L207 218H205ZM242 221V220H241ZM20 222V221H19ZM60 222V221H59ZM155 222V220H154ZM245 222V221H244ZM12 223V222H11ZM15 223H17L15 221ZM150 223V222H149ZM148 223V225L150 226V224ZM161 223V222H159ZM197 223V222H196ZM253 223V222H252ZM18 224V223H17ZM20 224V223H19ZM195 224V223H194ZM193 224V225H194ZM98 225V227L95 226ZM200 225V224H199ZM262 225V224H261ZM7 226V225H6ZM5 226V227H6ZM19 226V225H18ZM212 226V225H211ZM211 226L209 229H211ZM152 227V226H150ZM65 229V228H64ZM63 229V230H64ZM198 229V230H199ZM150 230V229H149ZM203 230H201L203 232ZM257 230V229H256ZM197 231V230H196ZM201 231L199 230L198 233H201ZM148 232V231H147ZM205 232V233H206ZM212 232V231H211ZM232 232V231H230ZM236 233V231H234ZM239 232V231H238ZM207 234V233H206ZM228 234V232H227ZM148 235V234H147ZM203 235V234H201ZM200 235V236H201ZM256 235V234H255ZM9 236V235H8ZM63 236V235H62ZM199 236V235H198ZM205 236V234H204ZM7 237V236H6ZM5 237V238H6ZM128 237H131V240L128 241ZM202 237V236H201ZM205 238V237H204ZM209 238V237H208ZM252 238V237H251ZM8 239V238H6ZM5 239V241H6ZM22 239V238H21ZM202 240V238H199ZM225 239V238H224ZM246 239V240H244ZM198 240V239H197ZM207 240V239H206ZM226 240V239H225ZM200 241V240H199ZM257 241V240H256ZM204 242V240H202L201 242L199 243H202ZM225 242V241H224ZM247 242V241H246ZM254 242V241H253ZM85 244V245H84ZM96 244V245H95ZM145 244V243H144ZM198 244V243H197ZM227 244V242H226ZM83 245V246H82ZM95 245V246H94ZM201 246V245H199ZM92 247L90 246V249L93 251ZM205 247V246H204ZM223 247V246H222ZM88 248V247H87ZM96 248V247H95ZM200 248V247H199ZM198 248V249H199ZM197 249V248H196ZM84 250V249H83ZM86 250V249H85ZM88 250V249H87ZM86 250V251H87ZM90 250V251H91ZM193 250V249H192ZM220 250V249H219ZM223 250V249H222ZM221 250V251H222ZM85 251V252H86ZM93 251V252H94ZM195 251V250H194ZM201 251V250H200ZM199 251V252H200ZM220 251V253H221ZM82 252V251H81ZM92 253V252H91ZM219 253V254H220ZM141 254V253H140ZM248 254V252H247ZM252 254V253H251ZM254 254V253H253ZM79 255V254H78ZM81 255V254H80ZM91 255V254H90ZM249 255V254H248ZM139 256V255H138ZM197 256V255H196ZM88 257V255H87ZM92 257V255H91ZM256 257V256H255ZM258 257V256H257ZM256 257V258H257ZM78 258V257H76ZM85 256L84 258L82 257V259L85 260ZM252 258V257H251ZM254 258V256H253ZM255 258V259H256ZM79 259V258H78ZM255 259H250L252 261H249L252 262V264H255L257 263L255 261ZM77 260V259H76ZM87 260L89 261V257L87 258ZM93 260V259H92ZM191 260V259H190ZM258 261V259H256ZM4 261V260H3ZM87 261V262H88ZM246 261V260H245ZM80 262V261H79ZM85 262V261H83ZM85 262V264L87 263ZM94 262V263H95ZM77 263V261H76ZM1 264V263H0ZM3 264V263H2ZM79 264V263H78ZM81 264V263H80ZM119 264V263H118ZM121 264H122V261H121ZM242 264V262H241Z\"/></svg>","mask_w":264,"mask_h":264}]
</instances>
